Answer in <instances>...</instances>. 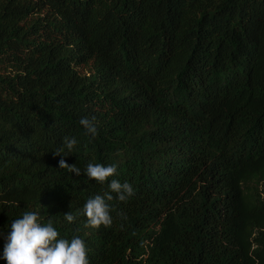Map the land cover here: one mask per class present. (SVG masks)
<instances>
[{"label": "trees", "instance_id": "1", "mask_svg": "<svg viewBox=\"0 0 264 264\" xmlns=\"http://www.w3.org/2000/svg\"><path fill=\"white\" fill-rule=\"evenodd\" d=\"M89 162L135 190L111 227ZM25 211L90 264H264V0H0V264Z\"/></svg>", "mask_w": 264, "mask_h": 264}, {"label": "clouds", "instance_id": "2", "mask_svg": "<svg viewBox=\"0 0 264 264\" xmlns=\"http://www.w3.org/2000/svg\"><path fill=\"white\" fill-rule=\"evenodd\" d=\"M80 124L86 130V134L95 137L97 128L92 120L82 118ZM76 144L75 138L66 136L62 140V147L57 148L53 154L61 157L60 169H66L79 176L81 169L75 164L69 165L63 158L68 156L65 149L67 153H71ZM83 173L89 180L108 185V191L104 195L97 194L84 203L82 214L87 218L85 227L92 229H99L101 226L111 227L113 223L111 206L107 203L113 199L111 193H115L119 201L126 203L135 195L133 186L127 182L121 183L117 179H111L109 183V178L117 174L116 165L105 166L89 162ZM64 219L68 223H73L76 217L69 212L64 214ZM59 236L51 219L45 224L41 222L38 212L25 211L20 218L11 221V232L4 247L3 259L7 264H90L87 245L81 237L74 236L69 241Z\"/></svg>", "mask_w": 264, "mask_h": 264}, {"label": "rangeland", "instance_id": "3", "mask_svg": "<svg viewBox=\"0 0 264 264\" xmlns=\"http://www.w3.org/2000/svg\"><path fill=\"white\" fill-rule=\"evenodd\" d=\"M79 70H81L82 72L84 71H87V69H85V67H81Z\"/></svg>", "mask_w": 264, "mask_h": 264}]
</instances>
